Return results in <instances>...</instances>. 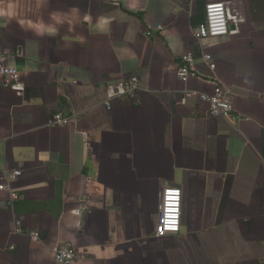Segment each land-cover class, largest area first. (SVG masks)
I'll return each instance as SVG.
<instances>
[{
    "label": "crops",
    "instance_id": "crops-1",
    "mask_svg": "<svg viewBox=\"0 0 264 264\" xmlns=\"http://www.w3.org/2000/svg\"><path fill=\"white\" fill-rule=\"evenodd\" d=\"M13 2L0 0V65L21 74L0 72V264H58L61 244L72 264H264V0H19L9 19ZM209 2L236 21L198 40ZM38 18L57 30L18 23ZM184 54L199 71L186 83ZM204 54L231 118L187 96L213 93ZM133 77L140 90L112 98ZM59 112L68 126L51 125ZM170 186L180 232L156 238Z\"/></svg>",
    "mask_w": 264,
    "mask_h": 264
},
{
    "label": "built area",
    "instance_id": "built-area-1",
    "mask_svg": "<svg viewBox=\"0 0 264 264\" xmlns=\"http://www.w3.org/2000/svg\"><path fill=\"white\" fill-rule=\"evenodd\" d=\"M231 4L228 2H209L205 8L206 19L194 31V35L198 40L207 38H223L231 33L233 21L236 16L231 12ZM202 62L213 73L211 80L215 82V88L212 94L203 92H188V97H197L200 101L209 105V116L212 118H231L233 115V106L231 99V91L225 87L216 77L214 71L216 65L211 54H204ZM0 72L5 77L6 84L18 83L21 74L14 68L3 67L0 65ZM198 71V60L192 54H184L182 56V65L179 68L178 77L180 81L186 83L190 77ZM140 90L139 80L135 77L124 82L122 88L112 94V98L122 95L132 96ZM70 119L65 118L60 112L53 116L51 125L54 127H66L70 124ZM4 169L0 167V173ZM11 179H17L22 176V172L12 173ZM0 190H8V186H0ZM11 199H18L16 193L11 194ZM182 220V191L178 187H167L163 194V201L156 226V238H164L169 235L178 234L180 232ZM19 233H26L39 239L38 232H24L21 229V223H18ZM80 258L79 254L70 244H61L56 249V259L58 264H72Z\"/></svg>",
    "mask_w": 264,
    "mask_h": 264
},
{
    "label": "clouds",
    "instance_id": "clouds-1",
    "mask_svg": "<svg viewBox=\"0 0 264 264\" xmlns=\"http://www.w3.org/2000/svg\"><path fill=\"white\" fill-rule=\"evenodd\" d=\"M44 3V0H35V4L37 8H40L42 4ZM27 4H21L19 3V0H14L13 3H10L8 5V11L3 12V15H6L9 19L16 18L17 13L16 9L17 8H26ZM30 10V9H28ZM52 19L55 21V23L59 24L62 23L63 20L60 17L53 16ZM18 23L24 25L27 24L30 28L36 29L40 33H54L57 29L54 25H46L42 19H37L36 21L32 20H18Z\"/></svg>",
    "mask_w": 264,
    "mask_h": 264
},
{
    "label": "trees",
    "instance_id": "trees-1",
    "mask_svg": "<svg viewBox=\"0 0 264 264\" xmlns=\"http://www.w3.org/2000/svg\"><path fill=\"white\" fill-rule=\"evenodd\" d=\"M205 19H206V14H205V17L203 18V21L201 22V24L205 22Z\"/></svg>",
    "mask_w": 264,
    "mask_h": 264
}]
</instances>
